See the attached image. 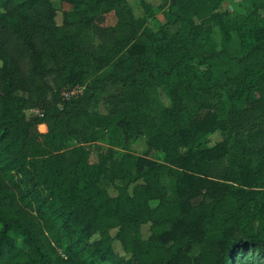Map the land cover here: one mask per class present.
<instances>
[{
	"label": "trees",
	"instance_id": "1",
	"mask_svg": "<svg viewBox=\"0 0 264 264\" xmlns=\"http://www.w3.org/2000/svg\"><path fill=\"white\" fill-rule=\"evenodd\" d=\"M63 1L59 24L56 0H0V264H264V0L236 15L239 48L225 30L208 54L202 29L225 0H161L164 24L126 0ZM108 83L122 90L100 112ZM151 87L170 100L157 115ZM88 126L124 144L145 134L146 150L71 143ZM107 172L123 182L114 196Z\"/></svg>",
	"mask_w": 264,
	"mask_h": 264
},
{
	"label": "rangeland",
	"instance_id": "2",
	"mask_svg": "<svg viewBox=\"0 0 264 264\" xmlns=\"http://www.w3.org/2000/svg\"><path fill=\"white\" fill-rule=\"evenodd\" d=\"M151 5H154L148 14H143L139 8V0H126L125 7L132 10L135 16H142L144 20L151 21L152 19L158 20L160 23L171 22V17L168 12V7L157 8L156 5L161 3V0H147ZM58 4V11L56 15L57 23L62 22V11L69 9V3L63 0H56ZM252 9L251 0H225L216 9V15L214 19L206 23L202 29L201 38L198 43V50L203 53H210L218 51L221 45L223 31H228L230 35V44L233 48H239V41L236 36L235 31V17L238 14H245ZM104 25H113L116 22V17L113 12L106 14ZM198 22V21H197ZM81 91L83 86L80 87ZM122 90L120 83H108L104 89V92L98 97L100 100H94L93 106L100 112H105L104 106L101 102V97L119 93ZM148 111L151 115H157L163 107L170 105V100L163 90L162 87H151L148 88ZM222 99L224 96L222 95ZM29 110L25 113L30 115ZM39 132H46L44 126L40 124L37 126ZM77 137H73L71 143L78 144L83 142L90 149L100 150V152L105 153L106 150H112L113 154H117L123 149L129 150L134 154L141 155L144 154L146 150V135L143 134L139 137L132 139L129 143L124 144L122 141V135L118 130H114L113 127H83L76 128ZM222 136L219 131H216L207 136L206 145L212 146L221 140ZM159 180L165 188V194L168 199L174 197V181L167 173L166 170L159 173ZM123 182L119 179L110 178L109 172L103 174L100 177L99 185L101 188L105 189L110 195L114 196L117 193L116 186L122 185ZM142 234L147 237L149 234L148 225L142 226ZM116 229L111 230L112 235L115 233ZM115 248L120 250L118 242H115Z\"/></svg>",
	"mask_w": 264,
	"mask_h": 264
},
{
	"label": "built area",
	"instance_id": "3",
	"mask_svg": "<svg viewBox=\"0 0 264 264\" xmlns=\"http://www.w3.org/2000/svg\"><path fill=\"white\" fill-rule=\"evenodd\" d=\"M80 93H81V88L76 86V87H73V88H69V89L63 90L62 98L63 99H69L70 97L77 96ZM29 112H30L29 113L30 115L42 116V112L39 109H37V108H32V109L29 110Z\"/></svg>",
	"mask_w": 264,
	"mask_h": 264
},
{
	"label": "crops",
	"instance_id": "4",
	"mask_svg": "<svg viewBox=\"0 0 264 264\" xmlns=\"http://www.w3.org/2000/svg\"><path fill=\"white\" fill-rule=\"evenodd\" d=\"M41 126H44L45 127V129H46V125L45 124H40Z\"/></svg>",
	"mask_w": 264,
	"mask_h": 264
}]
</instances>
